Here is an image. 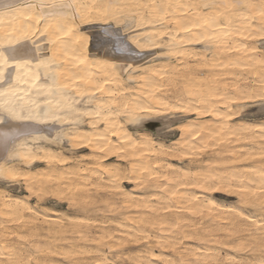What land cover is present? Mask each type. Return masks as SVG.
Segmentation results:
<instances>
[{"label": "bare ground", "instance_id": "1", "mask_svg": "<svg viewBox=\"0 0 264 264\" xmlns=\"http://www.w3.org/2000/svg\"><path fill=\"white\" fill-rule=\"evenodd\" d=\"M4 2L0 47L33 55L0 105L33 118L0 138V264H264V0Z\"/></svg>", "mask_w": 264, "mask_h": 264}, {"label": "snow or ice", "instance_id": "2", "mask_svg": "<svg viewBox=\"0 0 264 264\" xmlns=\"http://www.w3.org/2000/svg\"><path fill=\"white\" fill-rule=\"evenodd\" d=\"M29 6L31 7V5ZM3 7L11 8L12 5L5 0ZM126 28V25L117 20L115 24H110L105 30L98 32L93 37L113 63L126 60L134 54L135 50L129 42V33ZM10 43L15 45L17 42L11 41ZM32 43L36 52H38L39 46L36 45L34 40ZM32 55L33 50L26 44H21L19 47L12 46L7 49L0 47V84H7V87L0 91V96L16 89V85L11 82V70L20 69L21 65L26 66ZM18 77L19 72H17ZM32 118L31 115H21L18 110L0 105V138L3 139L5 148H7L9 142L18 138L15 131L17 125L14 122ZM220 190L219 188L213 189V191Z\"/></svg>", "mask_w": 264, "mask_h": 264}, {"label": "rangeland", "instance_id": "3", "mask_svg": "<svg viewBox=\"0 0 264 264\" xmlns=\"http://www.w3.org/2000/svg\"><path fill=\"white\" fill-rule=\"evenodd\" d=\"M95 29H103L102 28V26L101 27H98V28H95ZM159 47H162L161 45H157V46H155V48H159ZM149 56L151 57V56H154V55H156L157 53H155L154 51H150L149 53ZM251 114H253V113H251ZM257 117H263L264 116V114H258V115H256ZM173 126L174 125H172L171 126V128H173ZM171 128H169L168 130L166 129V130H164V131H162L161 132V134L162 135H160L161 137H165V138H167V139H172V138H175L177 135H178V132H174V133H171L170 132V130H171ZM165 132H167V133H169V134H167V133H165ZM176 133V134H175ZM160 134V133H159ZM165 134H166V136H165ZM170 135V136H169ZM65 145H66V143H65ZM67 150V151H66ZM65 151L67 152V153H69V154H71V150H68V149H65ZM87 151V150H86ZM85 151V149L84 150H79V151H77L76 153H73L72 152V154H78V153H80V152H83V153H85L86 152ZM80 154H82V153H80ZM79 155V154H78ZM39 166H43V164L42 165H39ZM8 185V186H7ZM10 185V186H9ZM14 185H15V187H14ZM16 185H18V186H16ZM4 186L5 187H7V188H9L10 190L12 189V188H10V187H13V189L11 190V191H13V192H16V193H19V194H21V195H27V194H29V192L25 189V187L22 185V184H17V183H12V182H8V184L6 183V184H4ZM20 186V187H19ZM19 188H20V190H19ZM15 189V190H14ZM17 189L19 190V191H17ZM21 192V193H20ZM52 194V195H51ZM90 195H95V193L94 192H92V193H90ZM53 196V197H52ZM55 195L53 194V193H48L47 195H44V197L43 198H45V199H42V201H39L38 199H37V197H34L33 198V200H32V202L34 203V204H40V205H47V206H54V207H61V205H63L62 207H63V209H65V210H67V211H69V213L70 214H73V213H75L76 212V208H78L77 206H75L74 208H72V207H68L69 206V204H68V202H63V203H59V200L57 199L58 197H54ZM222 198H225L226 200H228V201H232V202H236L237 201V197H223V196H221ZM235 198V199H234ZM57 199V200H56ZM38 202V203H36V201ZM53 200H55V201H53ZM86 200H88L87 202H89V199H86ZM92 202H95V199H93V201ZM97 202L98 203H96V204H98V205H100L101 207H103V202H101L100 201V199H97ZM67 203V204H66ZM102 203V204H101ZM89 205H91V207L93 206V205H95V203L93 204V203H88ZM93 204V205H92ZM79 206V205H78ZM82 206H84V204H82ZM61 207V208H62ZM94 207V206H93ZM100 207V208H101ZM103 209L104 210H102L101 209V211H97L98 210V208H94V210H96V212L95 211H92V214H94V215H98V216H101L102 215V213L104 212L105 214H107L108 213V211H107V209H105L104 207H103ZM100 210V209H99ZM107 211V212H106ZM102 212V213H101ZM103 213V214H104ZM131 247V246H130ZM131 248H137V245L136 246H132ZM107 249V248H106ZM112 255V254H111ZM112 257H114V258H112L114 261H115V263H113V264H125V262H126V264H129V259L126 257V256H123V257H121V258H116L115 256H113L112 255ZM119 259V260H118ZM126 259H128L127 261H126ZM62 262H65L64 264H67L66 263V261L64 260V258L63 259H60ZM40 261V260H39ZM125 261V262H124ZM51 262V263H50ZM40 264H53V261L51 260H41L40 262H39ZM39 263H33L32 262V264H39Z\"/></svg>", "mask_w": 264, "mask_h": 264}]
</instances>
